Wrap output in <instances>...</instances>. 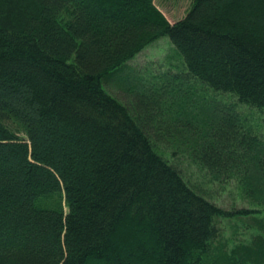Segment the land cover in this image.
Returning a JSON list of instances; mask_svg holds the SVG:
<instances>
[{"label": "trees", "instance_id": "trees-1", "mask_svg": "<svg viewBox=\"0 0 264 264\" xmlns=\"http://www.w3.org/2000/svg\"><path fill=\"white\" fill-rule=\"evenodd\" d=\"M163 36L182 65L151 83L128 63ZM244 109L264 117V0L175 22L156 0H0V264H264V123ZM185 156L261 206H220ZM243 216L260 231L230 247L221 220Z\"/></svg>", "mask_w": 264, "mask_h": 264}, {"label": "rangeland", "instance_id": "rangeland-1", "mask_svg": "<svg viewBox=\"0 0 264 264\" xmlns=\"http://www.w3.org/2000/svg\"><path fill=\"white\" fill-rule=\"evenodd\" d=\"M192 0H156L157 6L160 10L166 15V17L171 21L175 22L183 18L188 9L190 8ZM176 46L172 43L171 39L168 36H163L162 38L156 40L149 46L145 47L144 50L138 54L134 59L130 60L128 67L137 69L140 74L143 75L142 78L151 79V83L157 80H161V75L164 74L167 70H170V76L180 71L176 65H182V61L177 53H175ZM127 76H114V79H121V82L128 80ZM134 80V79H132ZM178 78H169L166 83V88L171 86H176V81ZM189 80L184 79L183 82ZM190 87V85H189ZM188 86H183V92L178 94L174 93V96H168L174 98L175 101L185 98V93ZM112 89V88H111ZM113 91L118 93L125 92L120 86H113ZM172 100V99H171ZM246 114H250L253 117V122L260 124L264 123V117L259 113H252L248 109L243 111ZM257 130L264 132V127L260 124L257 127ZM188 159V161H186ZM183 168L187 173L189 178H191L198 186L203 188L206 193L209 194L211 199L216 203L226 209H236L239 207H260L259 204L260 198L256 199L254 202L251 196L248 197L241 190V187L237 185L236 180H218L212 179V173L206 169L199 167L195 163H191L188 156L182 157ZM255 173L254 176L261 175L257 170H253ZM254 186V184L252 185ZM253 219L247 216L240 218L229 217L223 218L221 220V226L223 229L222 235L225 241H228L230 247L234 246V240L231 241L230 238L238 239L244 237L242 234H245L246 238H250L253 234H258L260 231L257 227L246 228V224H253ZM244 237V238H245Z\"/></svg>", "mask_w": 264, "mask_h": 264}]
</instances>
